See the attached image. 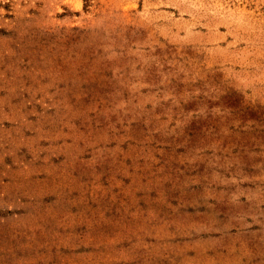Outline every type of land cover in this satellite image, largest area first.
Instances as JSON below:
<instances>
[{
	"label": "rangeland",
	"instance_id": "obj_1",
	"mask_svg": "<svg viewBox=\"0 0 264 264\" xmlns=\"http://www.w3.org/2000/svg\"><path fill=\"white\" fill-rule=\"evenodd\" d=\"M0 264H264V0H0Z\"/></svg>",
	"mask_w": 264,
	"mask_h": 264
}]
</instances>
